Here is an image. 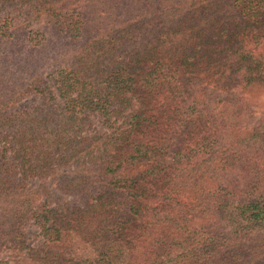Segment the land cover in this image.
Segmentation results:
<instances>
[{"label":"trees","instance_id":"trees-1","mask_svg":"<svg viewBox=\"0 0 264 264\" xmlns=\"http://www.w3.org/2000/svg\"><path fill=\"white\" fill-rule=\"evenodd\" d=\"M40 5L0 26V264H264V0Z\"/></svg>","mask_w":264,"mask_h":264},{"label":"rangeland","instance_id":"rangeland-1","mask_svg":"<svg viewBox=\"0 0 264 264\" xmlns=\"http://www.w3.org/2000/svg\"><path fill=\"white\" fill-rule=\"evenodd\" d=\"M45 3L46 7L54 6L62 11V14H59V18H67L70 16L71 11L69 9H76V7H80L88 3V0H0V26H4V22L8 23L9 29L13 30L12 25L18 26V24L24 25L28 31H36L37 28L40 26L36 21L41 20L42 18H53L55 17L53 13L48 12V8H42L40 13H37V8L41 6L40 4ZM36 20V21H35ZM44 31L48 33V36H54L55 37V32L54 30L50 29L48 30L47 28H44ZM66 41H68V37H65L63 35H60L58 38L60 42L62 43L64 41V38ZM67 38V39H66ZM22 40V39H21ZM65 42V41H64ZM60 45H58L59 47ZM51 47V48H50ZM48 49L50 50V53H46L47 55H51L52 57H46V62L44 61L46 67H43L44 69L42 70V76H44V79H46L47 76L52 75L55 77L56 71L59 69V66L66 65L70 63L71 65L75 64L74 60L71 61L69 58L67 59H59L61 56L60 53H57L56 47H53L50 45ZM61 49H68L69 47L67 45H61ZM70 50V49H69ZM56 51V52H55ZM55 52V53H54ZM58 58V59H57ZM73 62V63H71ZM13 66V65H11ZM16 68L17 66H13ZM40 73V74H41ZM51 81V79H48V81ZM215 97H219V99H228V100H237L238 97L241 96L238 92L233 93V92H222L215 94ZM49 98V99H48ZM255 99L259 103L264 104V85H262L256 92ZM51 102L50 100V95L49 93L45 94H39V95H28L26 98H24L21 101H18L14 106L13 109L14 111H24V110H33L37 104H42L46 102ZM252 103V102H251ZM241 109L243 110L244 113L248 116L249 114L253 116L251 118L252 124H255L258 119H261L264 117L262 115V112L264 111V108L262 107H256L254 103L250 105V102H242L241 103ZM255 110V112H253ZM255 113V114H254ZM94 116V117H93ZM91 115V120L94 122L93 125L88 128L87 132H89L91 135L96 134L102 124H100V120L96 117L95 114ZM1 146V145H0ZM57 169L59 168L58 166L56 167ZM61 171L68 172L71 170V168H59ZM35 179L30 181V184H34V186H38L41 182H39V177H34ZM52 178V177H51ZM54 186V185H53ZM49 195H53V197L56 199V197L63 195L57 190V189H52L49 193ZM55 201V200H54ZM26 235L29 238L28 243L31 245H37L39 243H42V236L39 234L41 230L39 229L38 226L35 225H28L25 228ZM1 251H5L2 256H9L10 251L5 248L1 249ZM13 264V260L11 259V263Z\"/></svg>","mask_w":264,"mask_h":264}]
</instances>
